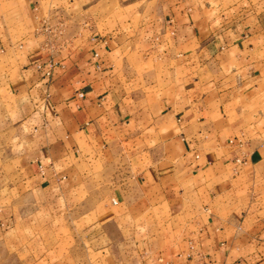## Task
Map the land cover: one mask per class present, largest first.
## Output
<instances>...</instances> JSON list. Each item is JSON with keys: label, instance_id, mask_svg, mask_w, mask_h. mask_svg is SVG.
Here are the masks:
<instances>
[{"label": "crops", "instance_id": "obj_1", "mask_svg": "<svg viewBox=\"0 0 264 264\" xmlns=\"http://www.w3.org/2000/svg\"><path fill=\"white\" fill-rule=\"evenodd\" d=\"M86 2L0 0V224L48 216L75 264H264V0Z\"/></svg>", "mask_w": 264, "mask_h": 264}, {"label": "rangeland", "instance_id": "obj_2", "mask_svg": "<svg viewBox=\"0 0 264 264\" xmlns=\"http://www.w3.org/2000/svg\"><path fill=\"white\" fill-rule=\"evenodd\" d=\"M87 1L85 4L89 6V0ZM86 6L84 5V7ZM105 6V4H101L91 13L105 15ZM107 13H109V10ZM88 20L90 19L88 18ZM85 23L82 22V25ZM70 24L72 29V23ZM47 26L54 30L50 32V37L53 36L55 39L57 37L56 34H58V30H56L57 24L51 23L47 24ZM89 26L91 24L86 23L84 25L86 29H90ZM102 26L103 24L98 23V30H102ZM141 56L143 58L146 57ZM153 56L154 54H150L145 58L148 65H151L152 59L157 62L156 57ZM2 117L3 113H1L0 108V185L5 187L7 186L5 181L11 175L10 167L5 162L8 156L6 147L9 144L10 136L7 132L5 133L6 120ZM5 191L6 189L3 190L2 197H0L1 206L9 203V198L4 199L3 197L6 196ZM23 218L22 221L16 223L14 226L12 223L0 224V264H75V257L82 258L84 256L87 246L84 244L79 247L72 245L69 232L54 229V226L48 223V216L41 217L34 215L33 217L23 216ZM136 220L135 223H137ZM53 221L51 220V222ZM132 221L134 220H131V224ZM88 237H90V234L87 235Z\"/></svg>", "mask_w": 264, "mask_h": 264}, {"label": "built area", "instance_id": "obj_3", "mask_svg": "<svg viewBox=\"0 0 264 264\" xmlns=\"http://www.w3.org/2000/svg\"><path fill=\"white\" fill-rule=\"evenodd\" d=\"M113 203H116L115 201H113Z\"/></svg>", "mask_w": 264, "mask_h": 264}]
</instances>
